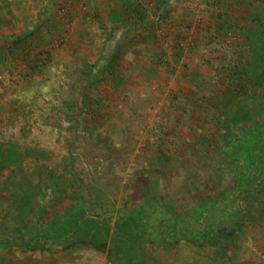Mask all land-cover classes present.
I'll use <instances>...</instances> for the list:
<instances>
[{"label": "rangeland", "instance_id": "374dc122", "mask_svg": "<svg viewBox=\"0 0 264 264\" xmlns=\"http://www.w3.org/2000/svg\"><path fill=\"white\" fill-rule=\"evenodd\" d=\"M122 229L264 264V0H0V264Z\"/></svg>", "mask_w": 264, "mask_h": 264}, {"label": "crops", "instance_id": "0c3cea01", "mask_svg": "<svg viewBox=\"0 0 264 264\" xmlns=\"http://www.w3.org/2000/svg\"><path fill=\"white\" fill-rule=\"evenodd\" d=\"M92 221V223L98 224L97 220L92 219ZM101 230L102 229H97V232L95 231L91 235V238L93 237V240H99L98 236L101 235ZM121 231L122 232H119L118 235L119 238L112 237L111 232L109 236V248L111 245L112 251L117 255L114 264H147L143 255L140 254L137 245H133L135 243L134 233H132V231H126L125 229ZM87 238L88 237L81 235L80 239ZM77 239H79V237ZM105 256L106 255L103 254V251L98 246H89L80 240H76L67 245L53 246L45 255H35L34 257L36 260L30 264H106L107 259ZM19 264H21L20 260Z\"/></svg>", "mask_w": 264, "mask_h": 264}, {"label": "trees", "instance_id": "16d2710c", "mask_svg": "<svg viewBox=\"0 0 264 264\" xmlns=\"http://www.w3.org/2000/svg\"><path fill=\"white\" fill-rule=\"evenodd\" d=\"M241 106L242 105H240L239 107H241ZM83 205L89 207V212H90L89 217L91 219H95V218H100L101 217L102 214L100 215V213H101L100 211L104 207L102 199L95 198V199H89V200H86V201L84 200ZM98 209H100V211H98ZM72 216H74V214L70 213V217H72ZM63 218H64V215H62L60 213L54 214L52 217H50L47 220L46 224L47 225H56L59 222V220L63 219ZM93 244L98 246L99 248H104L106 246V242L105 241H102L101 243L96 241Z\"/></svg>", "mask_w": 264, "mask_h": 264}]
</instances>
